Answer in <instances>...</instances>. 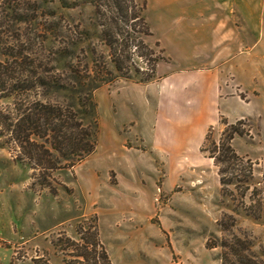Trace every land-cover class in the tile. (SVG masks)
<instances>
[{
  "label": "rangeland",
  "instance_id": "374dc122",
  "mask_svg": "<svg viewBox=\"0 0 264 264\" xmlns=\"http://www.w3.org/2000/svg\"><path fill=\"white\" fill-rule=\"evenodd\" d=\"M136 2L146 3L143 15L152 32L142 38L162 56L155 78L145 83L134 72L131 78L122 76L110 60L103 14H111L112 0H0V52L13 46L20 57L34 61L39 76L52 81L38 85L32 96L70 105L84 123L97 119L99 125L93 152L73 167L51 172L55 195L37 183L43 170L19 161L14 142L0 130V216L13 223L11 237L0 236V264H35L36 259L38 264H77L83 244L77 229L81 226L90 239L94 225L112 264H220V249H208L206 242L222 235L218 220L225 214L236 220L232 231L250 236L255 249L264 245V29L239 28L243 40L237 57L192 67L177 58L170 40L174 31L165 20L176 21L182 14L172 9L190 11L199 0ZM131 61L149 71L138 56ZM212 71L219 75L221 98L215 123L202 137L195 129L183 142L168 101L152 96L172 78ZM86 93L96 103L94 115L79 105ZM11 106V97H0V109ZM224 117L244 119L240 128L247 134L231 141L252 163L243 198L233 183L222 192L213 159L200 149L209 131L207 150L219 142ZM152 122L156 130L149 132L143 126ZM254 186L261 189L252 196L262 203L260 218L245 207ZM91 249L88 245L93 263Z\"/></svg>",
  "mask_w": 264,
  "mask_h": 264
},
{
  "label": "trees",
  "instance_id": "16d2710c",
  "mask_svg": "<svg viewBox=\"0 0 264 264\" xmlns=\"http://www.w3.org/2000/svg\"><path fill=\"white\" fill-rule=\"evenodd\" d=\"M112 7L111 14H103L106 26L103 37L114 68L126 78H131V73L134 72V75L138 76L137 81L141 83L154 79L156 64L162 56L156 55L142 38V35L152 34L143 15L146 3L139 5L136 0H112ZM97 11L99 12L98 8ZM0 53L3 55L2 60L0 59V97L12 98V106L6 109L7 111L0 109L1 133L14 142L16 158L19 161L28 163L33 170H43L37 178V183L55 195L57 190L49 178L51 172L73 167L95 150L98 121L95 119L93 124H86L72 106L45 102L32 96L38 85H49L52 81L39 76L34 61L27 56L20 57L13 46H2ZM134 56L144 60L150 66L149 71L141 70L133 64L131 60ZM106 73L112 75L109 70H106ZM103 75L107 79L106 74ZM78 101L84 109L83 113L94 115L96 103L89 93L81 95ZM221 123L225 128L219 142H212V148L207 150L209 131L200 149L202 152L208 151V157L213 159L218 169L222 192L226 193V185L233 183L243 198L250 189L249 180L253 177L252 163L237 154L231 141L235 135L247 134L240 128L244 119L228 122L224 117L221 118ZM30 178L35 179L36 174L32 173ZM34 184L36 183L31 182V185ZM260 190L258 186L252 188L250 203L245 206L247 213L255 218L261 216L262 203L259 201L256 204L252 196L257 195ZM235 222L232 215L225 214L220 218L218 226L222 235L209 238L206 247L220 249V264H264V245L260 244L258 249H255V243L250 236L238 235L232 231ZM77 230L83 242L80 244L81 250L75 255L77 260L74 261L77 264H112L96 225L90 239L83 236L81 226ZM88 245L93 247V263L89 259L91 253ZM65 261L66 264L73 263L71 260ZM35 264H38V259Z\"/></svg>",
  "mask_w": 264,
  "mask_h": 264
},
{
  "label": "crops",
  "instance_id": "0c3cea01",
  "mask_svg": "<svg viewBox=\"0 0 264 264\" xmlns=\"http://www.w3.org/2000/svg\"><path fill=\"white\" fill-rule=\"evenodd\" d=\"M171 12L182 14L176 21L165 20L169 22L168 29L174 31L171 43L177 50V58L187 60L192 67L212 59L224 60L228 55L237 57L243 40L239 28L264 29V0H199L190 11ZM218 79V73L213 71L194 72L191 76L172 78L162 91L152 96L159 103L168 101L175 129L185 135L183 142L195 129L202 137L205 129L215 123L214 111L221 103ZM183 109L189 111L185 113ZM143 127L149 132L156 130L154 122L151 127ZM146 140L154 143L155 137ZM11 231L12 221L0 216V236L11 237Z\"/></svg>",
  "mask_w": 264,
  "mask_h": 264
}]
</instances>
